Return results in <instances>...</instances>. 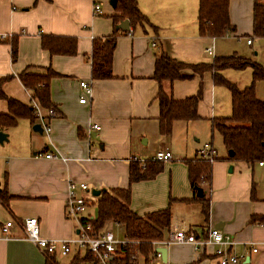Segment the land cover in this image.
<instances>
[{
  "label": "crops",
  "instance_id": "obj_1",
  "mask_svg": "<svg viewBox=\"0 0 264 264\" xmlns=\"http://www.w3.org/2000/svg\"><path fill=\"white\" fill-rule=\"evenodd\" d=\"M105 1L0 0V79L13 75L3 84L6 94L35 104L37 101L23 86L19 73L29 68V72L45 74L51 66L62 75L51 83L52 101L61 116L49 120L50 132L34 131V124L24 118L15 127L3 130L8 141L0 143V190L7 186L13 198L9 205L0 200V264H46L40 249L23 238L20 223L26 218L39 219L44 237L75 236L77 222L66 215L70 180L88 184L89 190L78 188L77 192L89 200L87 214L94 216L90 209L94 189L128 187L132 157L145 161L164 148L172 151L173 158L165 162L164 170L154 179L131 185V209L144 215L171 206L172 231L219 228L238 242L235 252L245 256L238 264H264V161L250 166L229 160L226 148L220 158L213 143L216 130L211 119L232 114V104L230 113L223 109L228 104V94L219 93L220 85L214 83L210 72L203 77L165 82V89L176 99L196 94L200 83L204 84L203 98L198 104L200 119L176 121L173 134L166 136L160 133L159 84L153 78L159 46L170 56L188 63L210 62L215 56L237 53L264 64V37L252 35L254 0H231L230 18L237 30L218 38L199 34V0H138L150 24L118 33L114 78L96 80L88 59L93 40L114 31V8L107 7ZM95 3L101 6L99 15L94 13ZM43 35L77 37L78 53L50 54L42 48ZM13 36L18 39L16 61L12 60ZM245 37L248 46L256 43V53L234 50V40ZM210 47L212 54L206 52ZM230 69L222 73L227 77ZM82 81L92 87L85 103L80 102L85 94ZM263 82L256 83V94L262 100ZM40 109L42 116L37 123L43 125L48 121L49 109L41 105ZM7 111V101L0 99V112ZM93 124L101 128L93 129ZM206 145L217 153L212 182L203 187L210 198L208 219L202 204L194 199L196 194L190 186L186 164L187 160L205 157ZM49 152L56 156L47 158L45 154ZM229 166H233L232 171ZM254 215L259 220L252 222ZM10 220L14 224L5 233L2 227ZM250 241L256 243L257 252L245 246ZM165 247L166 261L161 257L156 264H219L212 248L197 253L191 245Z\"/></svg>",
  "mask_w": 264,
  "mask_h": 264
},
{
  "label": "trees",
  "instance_id": "obj_2",
  "mask_svg": "<svg viewBox=\"0 0 264 264\" xmlns=\"http://www.w3.org/2000/svg\"><path fill=\"white\" fill-rule=\"evenodd\" d=\"M230 2L231 0H199L198 29L201 36L218 38L236 32L237 28L230 18ZM111 16L114 23L113 33L107 37L94 38L91 53L88 55L92 65V78L96 80L114 78V51L118 33L122 30L117 27L118 24L124 19L130 20L132 28L150 24L148 17L141 11L138 0H117L114 14ZM252 35L264 37V0H254ZM16 37L11 38L13 61L18 58ZM41 45L52 55L74 56L78 53V39L74 36L43 35ZM248 67L252 69V81L245 88H240L236 82L229 80L222 73V70L227 68L243 70ZM207 72L212 74L216 85L226 86L231 93L232 114L211 119L213 130L221 134L225 148L234 152L233 155H228V159L241 161L250 166L264 161V100L256 94V83L264 81V64L237 53L215 56L210 62L188 63L170 56L163 47H158L155 52L153 78L159 84L157 99L160 104V133L171 136L176 121L200 119L198 104L204 93V84L201 82L196 94L176 99L172 92L165 89L164 83L191 79L195 75L203 77ZM59 76L62 75L51 66L45 74L29 72L28 68L18 75L23 86L31 93L32 99L42 107L54 110L55 117L61 116V113L52 101L51 83L53 78ZM12 77L13 75H8L0 79V99L8 103V111L0 112V130L15 127L22 118L28 119L32 124L39 120L36 106L9 96L4 91V82ZM186 164L190 186L196 194L194 199L202 204V212L208 219L210 198L205 192L204 196H198L196 188L211 184L213 161L202 157L187 160ZM164 168V161L131 160L130 185L126 188L103 189L92 202L97 207V213L94 216L90 215L88 222L96 233L102 231L109 221L118 223L124 231L128 243L117 246L118 252L122 253L119 260L123 264H139L141 256L145 258L146 264H152L155 243L167 239L172 231L171 206L144 215L137 214L130 207L131 185L134 182L154 179ZM254 196L255 186L252 188V197ZM12 198L7 186L0 190V200L5 205H9ZM258 220L255 215L252 217V222ZM45 257L46 264H61L54 254H46ZM92 259L94 257L89 250H86L83 256L81 250H77L69 264H81Z\"/></svg>",
  "mask_w": 264,
  "mask_h": 264
},
{
  "label": "built area",
  "instance_id": "obj_3",
  "mask_svg": "<svg viewBox=\"0 0 264 264\" xmlns=\"http://www.w3.org/2000/svg\"><path fill=\"white\" fill-rule=\"evenodd\" d=\"M102 12L101 6L98 3L94 4V13L99 15ZM248 40V43H251ZM156 45V43H154ZM206 52L212 54V48H207ZM81 86L84 90V96L81 97L80 102L85 103L88 97L92 94L91 85L82 81ZM37 108V113L40 116L41 109L40 105L36 102L33 104ZM48 121L43 122L44 131L50 132L51 125L49 120L55 117V112L52 109L48 110ZM93 129L99 130L101 128L98 124H93L91 126ZM43 155V153H39ZM204 155L206 159L214 161L217 156L216 150L210 145H206L204 148ZM47 158H53L56 155L54 153H46ZM173 158V153L168 148L157 150L155 156L152 158L159 161H169ZM131 160H140L136 157H132ZM89 190V186L85 182H75L70 180L68 195L66 198V215L67 218L77 222V232L74 237L68 239H57V238H47L42 235L40 221L37 217L26 218L22 223H20L23 238L34 245H36L40 251L46 254L60 253L61 255H67L71 252L72 248L78 251L86 248L93 255L94 259L85 262V264H123L119 257L122 253L118 252L117 246L120 244L126 245L128 241L126 239L119 241L116 239L113 231L108 229H103L99 233L94 231L93 226L88 222L90 217L87 214L88 210V199L84 196L78 194L77 189ZM14 224L13 220L7 221L2 227L3 232L7 233L10 227ZM191 245L197 253L206 252L208 249H213V254L218 260L219 264H238L245 259L244 255H239L235 252V246L238 242L229 234L224 233L221 229L216 227H211L203 231H193L192 229H176L171 231L169 237L163 241L156 242V248L161 246L169 245ZM245 246L251 247L253 252L258 251L256 243L253 241L245 243ZM162 257L161 253L156 251L153 256V264H156L157 260ZM156 260V261H155Z\"/></svg>",
  "mask_w": 264,
  "mask_h": 264
},
{
  "label": "rangeland",
  "instance_id": "obj_4",
  "mask_svg": "<svg viewBox=\"0 0 264 264\" xmlns=\"http://www.w3.org/2000/svg\"><path fill=\"white\" fill-rule=\"evenodd\" d=\"M105 5L107 7L111 6L110 0L105 1ZM246 39H247V37L241 38V39L236 38L234 40V50H237L239 53H243V52L246 53L247 51L250 53L251 52L256 53L258 51V47H257L256 43H254L253 46H248L246 43ZM255 56H257V55H255ZM227 78L233 82H236L240 88H244V87L248 86L249 84H251V81H252L251 70H250V68H248L246 70L230 69V70H228ZM261 87H262V91H261L262 93L261 94L264 96V82H263V84H261ZM218 89H219L220 94H224V93L228 94V98H227L228 104L225 105L223 107V109L227 110V112L230 113L231 112V104H232L231 94H229L227 88L224 87V85H220ZM225 99H226V97H225ZM213 143L219 151L220 158H222L221 156H223L222 153H224V151H225V146H224V143L222 140V136L218 131H215V138L213 139ZM90 209H91V211H94V214L97 213V207L95 204H91ZM104 228L113 231L116 239H118L119 241H122L125 239V233L121 229V227L118 223H116L114 221H109L106 223ZM76 252H77V249L72 248V250L69 254L64 256V255H61L60 253H57L56 257L61 264H69L70 261L72 260L73 256L76 254ZM85 253H86V248H83L81 250V255L83 256V255H85ZM81 264H85V262L81 263ZM139 264H146L144 257L141 256L139 258Z\"/></svg>",
  "mask_w": 264,
  "mask_h": 264
},
{
  "label": "water",
  "instance_id": "obj_5",
  "mask_svg": "<svg viewBox=\"0 0 264 264\" xmlns=\"http://www.w3.org/2000/svg\"><path fill=\"white\" fill-rule=\"evenodd\" d=\"M110 4L113 8L116 7V4H117V0H110ZM119 29H122V30H130L131 29V23H130V20L129 19H124L123 21H121L118 26H117ZM33 129L34 131L42 134L44 132V127L41 123H35L33 125ZM5 141H8V135L3 131V130H0V143L3 144ZM229 154L230 155H233L234 152L232 150L229 151ZM230 171L233 170V166H230ZM197 190V195L198 196H204V188L203 187H197L196 188ZM102 190H96L94 189L93 190V195L94 196H98L100 193H101ZM156 251L160 252L161 255H162V259L164 261H166V257H167V247L165 246H161V247H157L156 248Z\"/></svg>",
  "mask_w": 264,
  "mask_h": 264
}]
</instances>
